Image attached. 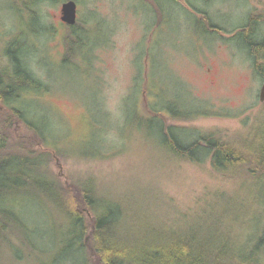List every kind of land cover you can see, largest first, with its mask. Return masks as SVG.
Wrapping results in <instances>:
<instances>
[{
  "label": "rangeland",
  "instance_id": "rangeland-1",
  "mask_svg": "<svg viewBox=\"0 0 264 264\" xmlns=\"http://www.w3.org/2000/svg\"><path fill=\"white\" fill-rule=\"evenodd\" d=\"M28 1L0 0V69L8 66L7 49L13 41L17 45L19 33L29 45L27 65L47 90L18 89L17 102L29 119L45 124V146L54 151L46 163L54 177L65 183L91 180L102 200L129 222L191 224L201 233L209 225L233 245L244 242L246 264H263V255L250 249L264 227V174L251 175L243 165L220 172L210 157H180L161 127H183L175 132L183 141L214 131L241 154L261 150L264 67L259 73L245 39L232 36L249 17L257 23L259 15L253 36L264 37V0H185L187 7L180 5L183 0H158L168 14L163 24L157 0H76L72 25L82 28L75 36L80 51L68 61L65 0L35 4L37 22L23 8ZM202 10L210 20L202 21ZM156 104L161 119L147 109ZM180 106L206 115L172 119L169 108ZM15 121V137L30 136L24 122ZM34 140L36 150H44ZM22 189L29 193L16 196L15 209L28 223L29 233L20 236L28 243L11 233L0 264H40L53 254L55 235L64 239L46 197L35 196L39 192L29 183Z\"/></svg>",
  "mask_w": 264,
  "mask_h": 264
},
{
  "label": "trees",
  "instance_id": "trees-1",
  "mask_svg": "<svg viewBox=\"0 0 264 264\" xmlns=\"http://www.w3.org/2000/svg\"><path fill=\"white\" fill-rule=\"evenodd\" d=\"M40 1L43 0L22 3L26 12L33 13L35 22L41 21L34 9ZM248 19L232 38L240 36L245 39L248 53L259 73H262L260 69L264 63H259V59L264 60V40L253 39L256 16ZM161 20L162 17L159 22ZM69 27L71 29L64 41L66 61L69 55L80 51V39L75 36L82 29L76 25ZM45 28L50 30L47 26ZM211 31L215 33L217 30ZM21 37L18 33L17 45L15 41L9 45V64L2 71L0 69V84L3 76L7 78V86L0 85V98L7 96L9 108L6 115L0 116V255L1 247L10 245L11 233L18 232L19 238L21 233H29L28 223L15 209L16 196L23 193L28 195L29 190L22 187L29 183V187L32 185L39 192L35 196L46 197L54 208L59 216L56 224L62 229L64 238L62 240L55 235L53 254L49 260L40 259V264H246L243 259L246 250L244 242L233 245L224 233H214L209 225L202 230V234L191 224L177 228L151 218L129 222L121 219L113 205L102 200L91 180L65 183L54 177L46 163L54 151L45 146L48 141L45 124L37 125L29 119L25 107L18 104L21 100L17 102L20 98L16 94L18 89L38 93L47 90V85L27 65L29 45ZM158 105L147 109L154 118L161 119L163 114ZM169 109L172 119L190 120L198 115H206L203 110L195 113L181 106L179 109ZM16 119L24 122L30 136L15 137L13 129ZM181 128L174 124L165 128L164 123L161 127V134L174 154L196 161L210 157L212 166L220 172H226L231 166L243 165L251 175L257 177L264 174V145L261 150L241 154L238 147L214 131H199L190 141L179 140L175 132H183ZM34 138L44 150H36ZM21 240L28 243L27 238ZM250 253L263 255L264 259V227Z\"/></svg>",
  "mask_w": 264,
  "mask_h": 264
},
{
  "label": "flooded vegetation",
  "instance_id": "flooded-vegetation-1",
  "mask_svg": "<svg viewBox=\"0 0 264 264\" xmlns=\"http://www.w3.org/2000/svg\"><path fill=\"white\" fill-rule=\"evenodd\" d=\"M155 1V0H154ZM191 1L192 0H187V2L190 4L191 3ZM210 1H213V0H210ZM156 2H158L159 3V6H160V15H161V17H162V20H161V23L163 24V22L166 20V18H167V15L168 14H166V11H165V9H164V6L163 5H160V2L157 0ZM155 3L154 2H152V5H154ZM180 5L182 6V7H187L188 5H187V3H186V1L185 0H183V3H181L180 2ZM187 5V6H186ZM183 10H185V9H183ZM186 11V10H185ZM189 13V12H188ZM190 14V13H189ZM201 14H203V16H202V19H204V18H206V19H208V20H210V14H209V12L207 11V10H202L201 11ZM263 14V13H262ZM260 21V16L258 15V21H257V23ZM160 23V24H161ZM256 21H255V23H254V26H255V28L253 29V32H252V34L254 35L255 34V29H256ZM204 25V24H203ZM205 29V28H204ZM209 32L211 31V30H208ZM204 32H207V31H205L204 30ZM261 40H264V37L262 36V37H260V40H257V41H261ZM2 68H4V67H2ZM2 68H1V71H2ZM0 85H4V86H7V78L6 77H2V82H1V84ZM8 108V98H7V96H1V98H0V110H5V109H7Z\"/></svg>",
  "mask_w": 264,
  "mask_h": 264
},
{
  "label": "water",
  "instance_id": "water-1",
  "mask_svg": "<svg viewBox=\"0 0 264 264\" xmlns=\"http://www.w3.org/2000/svg\"><path fill=\"white\" fill-rule=\"evenodd\" d=\"M61 19L66 24L72 25L77 21V2L76 0H65L61 5ZM260 101H264V82L259 92Z\"/></svg>",
  "mask_w": 264,
  "mask_h": 264
},
{
  "label": "bare ground",
  "instance_id": "bare-ground-1",
  "mask_svg": "<svg viewBox=\"0 0 264 264\" xmlns=\"http://www.w3.org/2000/svg\"><path fill=\"white\" fill-rule=\"evenodd\" d=\"M237 37L240 38V36H237ZM253 39L256 40V39L254 38V36H253ZM258 40H260L259 36H258ZM260 57H263V56L260 55Z\"/></svg>",
  "mask_w": 264,
  "mask_h": 264
}]
</instances>
